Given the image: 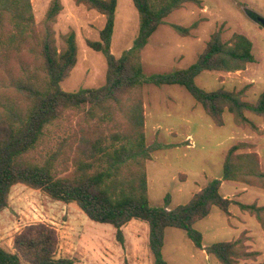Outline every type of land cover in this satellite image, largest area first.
<instances>
[{
	"label": "trees",
	"instance_id": "trees-1",
	"mask_svg": "<svg viewBox=\"0 0 264 264\" xmlns=\"http://www.w3.org/2000/svg\"><path fill=\"white\" fill-rule=\"evenodd\" d=\"M72 1L105 17L98 40H86L106 61L105 82L96 88L66 91L61 87L76 64L77 44L73 30L61 36L60 45L56 41L53 25L63 8L60 0L49 1L40 23L31 0H0V211L8 207L11 187L24 184L54 200L74 203L94 222L110 224L121 243L124 225L133 219L145 222L154 264H168L162 247L169 227L181 229L196 248L220 264H251L246 261L259 253L247 250L241 238L203 246V235L195 224L213 207L228 214L231 204L264 222V205L233 201L219 191L222 180L264 188L257 154L238 152L245 144L236 143L225 154L221 179L210 180L186 203L169 207L167 193L161 205H152L146 161L162 147L146 145L142 98L145 84H176L187 90L214 124L221 126L222 115L228 111L237 125L254 126L245 113L264 116V92L250 102L244 99V89L208 91L195 82L200 72H234L255 62L251 40L241 33L223 40L216 30L189 66L147 75L141 52L151 35L173 11L186 3L199 5V0H132L138 31L119 56L111 51L118 0ZM167 24L181 36L195 28V24ZM70 118L77 139L71 142L70 136H59L58 147L44 152L49 127ZM74 142L68 172L63 147L72 150ZM59 161L64 166L60 170L56 167ZM57 246L58 235L52 226L31 223L15 233L11 250L0 246V264H73L70 258L56 256Z\"/></svg>",
	"mask_w": 264,
	"mask_h": 264
},
{
	"label": "rangeland",
	"instance_id": "rangeland-1",
	"mask_svg": "<svg viewBox=\"0 0 264 264\" xmlns=\"http://www.w3.org/2000/svg\"><path fill=\"white\" fill-rule=\"evenodd\" d=\"M49 1L31 0L37 23L43 20ZM60 1L63 8L53 25L56 41L60 45L61 36L73 30L77 44L76 64L61 87L66 91L99 87L105 82L106 61L100 52L88 47L86 40H98L105 17L72 0ZM257 17L264 18V0L186 3L169 14L166 23L149 38L141 52L143 71L149 75L185 68L196 60L214 31L220 30L223 40L241 33L252 42L255 62L234 72L203 71L195 82L208 91L220 87L244 89V99L254 102L264 92V27ZM167 23L195 24V28L188 36H181ZM137 31L138 14L132 0H118L112 53L119 56L129 48ZM142 98L146 145L162 147L152 151L151 159L146 161L152 205H161L167 193L169 207L186 203L210 180L221 179L225 154L236 143L245 144L238 152L257 154L259 170L264 172V116L246 112L254 126H240L231 113L224 111L223 124L218 126L187 90L176 84H145ZM74 128L73 118L49 127L44 152L58 147L59 136H70V141H75ZM75 146L74 142L72 150L63 147L68 172L72 169ZM56 167L60 170L64 166L59 161ZM219 191L233 201L264 205V188L258 186L222 180ZM8 202V207L0 211V246L6 250L12 249L15 233L28 224L41 222L52 226L58 235L56 256L70 258L73 264H154L147 246L148 227L141 220L133 219L122 227L121 243L110 224L94 222L74 203L54 200L24 184L11 187ZM228 211L226 214L213 207L207 217L195 224L203 235L202 245L241 238L247 250L259 253L246 262H264V222H258L253 214L242 211L236 204H231ZM162 254L168 264H220L204 249L196 248L178 228L165 229Z\"/></svg>",
	"mask_w": 264,
	"mask_h": 264
},
{
	"label": "water",
	"instance_id": "water-1",
	"mask_svg": "<svg viewBox=\"0 0 264 264\" xmlns=\"http://www.w3.org/2000/svg\"><path fill=\"white\" fill-rule=\"evenodd\" d=\"M257 21L264 27V18L257 17Z\"/></svg>",
	"mask_w": 264,
	"mask_h": 264
}]
</instances>
